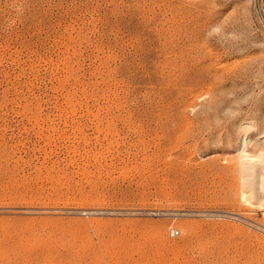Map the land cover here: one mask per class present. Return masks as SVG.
Returning a JSON list of instances; mask_svg holds the SVG:
<instances>
[{"label": "rangeland", "instance_id": "obj_1", "mask_svg": "<svg viewBox=\"0 0 264 264\" xmlns=\"http://www.w3.org/2000/svg\"><path fill=\"white\" fill-rule=\"evenodd\" d=\"M262 163L254 0H0V264H264Z\"/></svg>", "mask_w": 264, "mask_h": 264}, {"label": "bare ground", "instance_id": "obj_2", "mask_svg": "<svg viewBox=\"0 0 264 264\" xmlns=\"http://www.w3.org/2000/svg\"><path fill=\"white\" fill-rule=\"evenodd\" d=\"M255 138V137H254ZM248 153L246 151H239L238 152V155H237V159H240L243 163V166L244 167V174L242 172V175H243V195L245 198H247V200L251 201L253 200L252 198H256L258 196V194L256 192H254L253 190L251 191L250 187L247 188L246 185L250 182L253 183V179L256 180L255 178L252 179V176H254V174H256V178H257V173H261L260 171V165H259V168H257L256 166V163L257 160L255 161L254 159L252 158H249L250 156H247ZM247 156V157H246ZM260 161H258L259 163ZM260 164V163H259ZM263 164V163H262ZM264 165V164H263ZM263 165L261 168H263ZM263 171V170H262ZM263 173V172H262ZM255 177V176H254ZM252 179V180H251ZM258 181V180H257ZM256 181V182H257ZM251 183V185H253ZM264 184V183H263ZM250 185V186H251ZM255 185V184H254ZM262 186V185H261ZM263 189V188H262ZM257 199V198H256ZM246 200V199H245Z\"/></svg>", "mask_w": 264, "mask_h": 264}, {"label": "built area", "instance_id": "obj_3", "mask_svg": "<svg viewBox=\"0 0 264 264\" xmlns=\"http://www.w3.org/2000/svg\"><path fill=\"white\" fill-rule=\"evenodd\" d=\"M254 9L259 18L261 26L264 28V0H254ZM180 234L178 229L171 230V236L175 237Z\"/></svg>", "mask_w": 264, "mask_h": 264}]
</instances>
